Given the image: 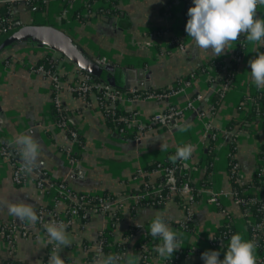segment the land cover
I'll use <instances>...</instances> for the list:
<instances>
[{
  "label": "crops",
  "instance_id": "1",
  "mask_svg": "<svg viewBox=\"0 0 264 264\" xmlns=\"http://www.w3.org/2000/svg\"><path fill=\"white\" fill-rule=\"evenodd\" d=\"M106 5L102 0H48L43 7L37 8V5L29 7L19 1L13 4L11 18L22 23H50L63 29L90 54L113 65V72L117 73V69L121 68L122 87L127 79L136 84L140 80L135 73L127 77L125 70L131 73L142 69L143 80L150 84L146 87L144 85L140 91L177 87L184 76L193 73L188 86L164 98H134L124 90L119 91L120 108L125 111L136 110L142 118L154 112H166L168 107L180 109L179 115L173 119L174 123L145 130L138 140L121 136L105 119L97 100V91H92L83 99L62 90V104L68 117L77 126L81 140V144L73 151L74 155L77 154L79 170L73 172L64 154V148L70 142L68 134L55 125L51 112V81L31 71L28 65L39 63V58L47 53L62 57L57 59V71L63 84L74 80L75 66L59 53L47 51L45 47L25 48L10 54L5 60L4 57L0 58V147L3 142L13 143L18 134L28 132L41 145L39 168L49 178L64 179L66 186L73 192L100 194L102 191L116 193L137 188L142 182L139 170L144 165L152 160L164 159L168 152L184 143L195 145L191 159L186 161L189 173L194 181L206 176L210 186L199 187V194L191 203L186 193L177 201L166 199L160 207L135 205L132 209L129 203L133 201L125 199L122 217L110 227L108 241L112 244L110 247H113V243L121 239L128 227L137 224L143 226L146 222L151 224L154 216L161 214L166 223L182 233V247L174 251L172 256L180 250L186 253L174 264H204L201 253L215 251L208 242L209 237L226 220H230L236 233L249 239V220L231 194L228 165L230 143L227 135H232L235 144L233 156L237 164L230 171L237 175L240 182H245L258 166L264 170V155L261 158L258 156L263 141L261 125L257 124L258 119L255 117L256 122L252 121L248 129L241 126L233 133L225 135V132L232 117L243 116V110L237 111L240 97L256 89L250 80L248 62L257 53L252 51V46L243 35L240 36H243V47L238 49L237 55L234 52L239 40L219 57H212L209 52L196 48L184 29L182 0H117L114 14L99 15L98 10H106ZM256 15L264 19V8L259 9ZM113 18L115 21H112ZM154 29H162L164 34L154 36ZM174 37L182 40L183 50L172 43ZM259 51L262 52V47ZM210 59L224 64L233 59L237 64L233 81L221 93L218 91L221 81L213 82L210 78L213 77L212 69L208 65L204 71L195 73ZM197 95L199 99L195 98ZM186 100H193L192 106L185 107ZM206 125L217 135L211 150L209 169L205 167L203 159L209 145L208 134H203ZM12 150L18 151V148L13 145ZM11 163L10 157L0 153V221L15 218L7 211L9 203L24 201L34 205L35 210L48 205H54L58 211L67 207V200L60 197L54 199V190L47 192L46 189L36 187L33 182L14 184L11 179ZM155 174L147 175L148 179L154 180L149 176ZM214 193L219 204L210 200ZM184 203L190 211L191 221L184 210ZM107 220V213L89 209L84 223L76 220L66 227L72 244L63 247L60 253L65 264H94L99 255L89 259L88 251L92 250L90 246L95 243L99 231L109 227ZM186 220L190 222L188 229L169 222ZM24 223L27 233L24 236L18 233L14 235L13 248L0 234V262L12 259L16 264H42L48 249L44 247L47 245V234L36 223ZM148 227L150 229V225ZM144 233L146 231H137L129 248L121 255L127 252L137 255L134 243ZM83 242H87L86 245ZM158 242L161 243L160 238ZM256 254L260 253L256 251ZM149 264L172 263L166 262L154 251Z\"/></svg>",
  "mask_w": 264,
  "mask_h": 264
},
{
  "label": "trees",
  "instance_id": "2",
  "mask_svg": "<svg viewBox=\"0 0 264 264\" xmlns=\"http://www.w3.org/2000/svg\"><path fill=\"white\" fill-rule=\"evenodd\" d=\"M102 1L106 2L107 4L106 10H108V12L105 10V8H101L97 12L99 15H105V14L110 15L109 13L114 14L116 12L117 10L116 1L117 0H102ZM24 3L28 5L29 7H33V5H31L29 2H24ZM43 6L44 4H38L37 8H41ZM12 8H13V3L4 2L0 4V30H2L1 32L8 29L10 26L9 18L12 15V11H11ZM262 52H264V47H262ZM7 57L8 56H4V60ZM50 58H51V54L47 53L43 55L41 58H39L38 62L44 63L45 66H49L48 63H49ZM207 65L209 66V68L212 69L213 74L212 73L211 74L213 75V77H210V78H212L213 82L222 81L223 77L226 75L228 76V78H230V83L231 81H233L234 74L236 71V65H237L235 60L230 59L224 64L222 63V61H216V60L210 59L205 64L200 66L199 69L195 71V73L204 71ZM122 71L123 70L121 68L117 69V73L116 71L114 72L108 71V77L110 78L109 81L105 79H99V78H96V80L111 85L112 88H114L116 91L124 90L128 92V90L124 89V87H122L120 83ZM189 75L184 76L183 79H188ZM208 82H209V78H208ZM164 90L166 89L156 88V89H148L145 91L136 90V93H140L141 95H143L145 92L156 93V92H162ZM99 101H100L99 102L100 105H103L104 101L102 100H99ZM238 104L239 106L237 108V111L243 110L242 111L243 116L241 118L232 117L229 120L226 126L225 135L228 132H232L236 129H240L241 126L248 129V126L250 123H252V121L253 123L256 122V120L254 121L256 113H260L261 116L264 118V89L258 90L256 88L254 89L252 93L248 92L246 95H243L242 97H240ZM100 108L107 122L110 123V125L113 127V124L110 120V117L107 115L104 106H100ZM121 111L128 112L125 110H121ZM52 116L54 119L55 115H53V112H52ZM257 124L259 125L260 123L257 122ZM260 129H261V133L263 136V141L260 145V152L258 153V156L261 158L264 155V124L263 123H261ZM121 136H130L134 138V132H127L125 135H121ZM78 137L80 138L79 135ZM227 137L229 138L228 140L230 143L229 145L230 155H229L228 165H229V172H230L229 182L231 186V194L234 199H237V203H239L241 210L245 213L246 218L249 220L247 221V230L249 233V240H254L258 245V247L256 248V251H258V253H262V250L264 249V170H262L261 167L258 166V169L253 173V175L248 181L240 182L237 175L233 173L232 171H230V168L232 167V165L236 163L234 156H233V153H234L233 149H234L235 144H234V141L232 140L231 133L228 134ZM208 140H209V145H208L207 151L203 158L205 167L207 169H209V165H210L209 162L211 160V150L213 148L214 138L209 137ZM182 145H179V146H182ZM176 149L168 152L166 157L162 160L150 161L149 163L144 165V167H142L141 170L145 172H149L156 167L157 163H162L164 165L173 166L176 168L175 170H178V168L181 167L179 171H176L175 175H176L177 180L175 184L176 186H179L183 181H186L192 189L191 192L193 194V200H195L199 194L198 192L199 189L202 187H209L210 183L207 180L206 176L205 177L202 176L197 181H194L189 173L188 165L184 166L182 162H179V160H177L175 163L170 161L168 155H171V156L175 155ZM73 156L77 158V154L76 155L73 154ZM149 177L154 178V180L152 179L149 180L148 176L144 175L145 181L147 180L146 186H144L143 183H140V185L137 188H132L129 190H122L116 193H111L108 191H102L100 194H91V193H85L81 191L73 192L78 197L79 201L78 203H76V202H73L72 200H67L68 206L74 205L78 208V213L80 215L79 223L82 224L88 218L89 209L101 210L103 199H106V198H108L109 201L114 202L116 200H124L125 197L129 195H133V194L140 195V194H143V192H145V194L149 195L148 198L139 199L138 201H136L135 204L129 203L130 204L129 207L133 209L135 208V205H147V206L149 205L153 207H160L166 199L173 198L174 200L177 201L178 198H182V195L185 194V192H181V191L180 192L179 191L169 192L167 186L164 184L165 177L161 174L156 173L155 175L149 176ZM52 181H54V184H57L59 182L58 180H52ZM156 188L157 190H155ZM253 188H256L258 194L260 195V197H256L255 200H252L255 196L253 193ZM128 201L131 202L130 200ZM124 203L125 201L122 202V206H124ZM122 206L117 207L116 209L110 208L109 210H105L108 215L107 224L110 227H112L114 224H116V222H118L121 219L122 208H123ZM184 207H185L184 209L185 212H187L189 210L187 207V204L184 203ZM220 208H221V205H220ZM187 216H188V220L191 221L189 219L190 215L188 214ZM188 220L169 221V222L175 226H179V227L182 226L188 229V225L190 224ZM256 223H260V227H255ZM149 225L150 223L146 222L141 227H137V226L128 227L126 231L122 234L121 239L113 243V247H110L112 244L110 243V241H108V238L106 236L102 235L103 230H100L96 238V241L99 240L101 242L100 251L104 255H107L109 253L121 255L127 251V249L129 248L130 242L134 240L133 238L135 237L134 235L136 234L137 231L139 232L146 231V233H144L145 237L140 236V238L137 239L134 243V249L136 250L137 255L141 257V259L139 260V264H145V261L143 259L144 254L140 252L145 244V241H149L150 244L153 246H156L159 243L158 242L159 237H152L149 234L150 232V229L148 227ZM41 229L45 230V228H42V227ZM105 230H107V228ZM0 231L2 232V239L5 242H8L10 240V238L8 237L9 228L7 224H4V222L2 221H0ZM107 232L110 234V229L107 230ZM235 233H236L235 229L233 225L231 224L230 220L228 219L214 231L212 235V237L214 238L208 240V242L214 247V250L220 252L219 259L221 260L223 259L224 251L226 250V245H227V244L220 245V241L225 238H230ZM83 243L84 245H86L87 242H83ZM9 244H10V247L13 248V242L10 241ZM48 247H49V244L47 243V248ZM185 253H186L185 250H180L178 253H176L177 256L176 257L172 256L171 259L168 260V262H171L172 264L178 262V260L182 258L183 255H185ZM88 258L95 259L91 250L88 251ZM5 261L15 262L12 259L4 260L3 262ZM47 261L48 260H47L46 252H45V255L42 260V264H47ZM257 264L259 263L257 262Z\"/></svg>",
  "mask_w": 264,
  "mask_h": 264
},
{
  "label": "clouds",
  "instance_id": "3",
  "mask_svg": "<svg viewBox=\"0 0 264 264\" xmlns=\"http://www.w3.org/2000/svg\"><path fill=\"white\" fill-rule=\"evenodd\" d=\"M192 3L193 6L187 11L189 19L185 31L195 47L209 52L212 57H219L231 49L230 46L236 44L241 35L245 36L252 46V51L257 53L256 57L248 62L251 69L250 80L258 90L264 89V52L259 51L264 47V19L256 15L259 9L264 8V0H192ZM13 145L19 151L20 172L26 177L34 175L40 167L39 141L32 134L25 132L14 138ZM194 151L195 145L184 144L178 146L175 155L169 159L173 163L177 160L188 161ZM7 211L17 220L29 224H35L40 219L34 205L24 201L9 203ZM137 226L141 227L139 224ZM44 228L48 244L53 245L47 264H65L60 253L63 247L72 244L66 225L52 220L44 224ZM149 234L160 238L161 243L155 246L154 251L165 261L170 260L174 251L182 247V233L166 223L161 214L152 219ZM212 238L214 237H209ZM257 247L254 240L245 239L240 233H235L230 237L222 260L219 259V251H205L201 253V259L204 264H257ZM140 259L141 257L131 252L123 256L113 253L104 255L101 252L94 264H139Z\"/></svg>",
  "mask_w": 264,
  "mask_h": 264
},
{
  "label": "built area",
  "instance_id": "4",
  "mask_svg": "<svg viewBox=\"0 0 264 264\" xmlns=\"http://www.w3.org/2000/svg\"><path fill=\"white\" fill-rule=\"evenodd\" d=\"M19 1L23 2H29L31 5H38V4H45L48 0H0V4L4 2L8 3H17ZM183 2V11H184V29L187 20L189 19L187 15V11L189 7L193 6L192 0H182ZM2 30H0L1 33ZM152 34L154 36H162L164 34V31L162 29H154L152 31ZM172 43L177 46L179 50L184 49V44L182 40L179 38H172ZM243 47V38L241 39L240 43L237 45V49L234 52L235 55L238 54L239 50ZM49 50V49H47ZM52 52V51H50ZM56 55V54H55ZM9 56V55H8ZM62 59L60 56H51L48 65L45 66L44 63H36L34 66H29L28 68L36 73H40L46 77H48L51 81V110L53 112L54 117V123L56 126L61 128L62 130L66 131L69 137V145L64 148V154L66 156L67 164L69 168H72L77 164V159L73 156V151L75 148H77L81 144V140L78 137V128L72 122V120L68 117L64 106L61 101L60 93L62 90H66L70 93H74L77 96L85 99L88 94H90L92 91H97V100L98 103L99 100L104 101V106L107 115L110 117V120L113 124L114 130L117 132L118 135H125L127 132H134V139L138 140L140 138V135L145 130H150L155 128L158 125L162 124H168L171 122L175 116L179 115L181 112L180 109H175L173 107H168L166 112H154L150 116L146 118H142L139 115V112L136 110H129L128 112L121 111L122 109L118 105V99L120 97L119 91H116L114 88H112L111 85L98 81L96 78L90 76L89 74L84 73L83 71L79 70L77 67H75V78L71 83L63 84V81L59 75V72L57 71V59ZM65 63H67L65 61ZM224 68V67H222ZM193 77L191 75L188 79L182 80L179 85H189L190 79ZM222 84V85H221ZM221 92H223L225 89H227L230 86V78L228 76H224L221 83ZM181 89V87H171L167 90H164L162 92H145L143 95L140 93H136L135 89L128 90V93L132 95L134 98H144L146 96H153L155 98H164L168 97L171 94L175 93L177 90ZM196 99H199L200 96L197 95L195 97ZM194 100V99H193ZM193 100H186L185 107L192 106ZM212 108V107H210ZM255 117L258 119V122L264 124V118L261 116L260 113H256ZM204 135L208 134L209 137L216 138V133H214L208 125H206V129L204 130ZM177 150V149H176ZM0 153L1 155L5 157H10L12 161V170H11V179L12 182L16 185H21L26 182H33L34 185L41 189H46V191L54 190L55 195L53 196L54 199H57L58 197L65 199V200H72L73 202L79 201L78 197L73 193L72 190H70L66 184L64 183V179L58 180L59 182L57 184H54V181H52L51 178L47 176V173L40 168H38L35 171L34 175L25 176L23 173L20 172L21 167V160L19 156L18 151H13L8 148L7 145H3L0 147ZM179 162H182L184 166H187L186 161L179 160ZM237 164L234 163L232 165V169L236 168ZM181 167L178 168V170H175L176 168L170 165H164L162 163H157L156 167L149 171L145 172L143 170H139L140 175L142 176V182L144 186L147 185V180L145 181L144 175L149 174H161L165 177L164 184L167 186L169 192H175V191H181L187 193L188 201L191 203L193 201V194L192 189L188 185L186 181H183L179 186H176V171H179ZM157 190V188L155 189ZM254 198L252 200H255L256 197H260L257 190L253 191ZM149 195L143 194L140 195H129L125 197V199H128L130 201H133V203H136L141 198H148ZM210 200L219 204V202L216 199V194L214 193L212 197H210ZM237 201V199H235ZM122 200H116L114 202L109 201L108 198L103 199L102 202V209L100 211H103L105 213V210H109L110 208L116 209L117 207L122 206ZM37 215L40 217V219L36 222V224L41 228H44V224L48 223L49 221L55 220L58 222H63L66 227L74 223L76 220L79 221L80 215L78 213V208L74 205H70L63 210L58 211L54 205L51 206H40L36 210ZM186 214H190V211L188 210ZM4 224H7L9 228L8 237L10 240L7 242L9 243L12 241L14 235L17 233L24 236L27 233L26 224L24 222H21L14 219H9L6 221H2ZM255 227H260V223H256ZM110 228V226L108 227ZM103 228V236H106L108 238V232ZM3 230V229H2ZM45 231V230H43ZM46 232V231H45ZM0 234L2 235V232L0 231ZM230 238H225L220 241V245H225L229 243ZM48 243V239H47ZM226 245V248H227ZM53 245L49 244V247L46 251V257L47 260L49 258V254L51 253ZM87 247V246H86ZM92 248V253L94 257L101 254V242L97 240L93 245L90 246ZM153 245L150 244L149 241H145V244L140 251L143 253V259L145 261V264H149V260L151 255L154 252ZM175 257L177 254L174 255ZM257 262L259 264H264V254H256ZM0 264H16L15 262L11 261H5L0 262Z\"/></svg>",
  "mask_w": 264,
  "mask_h": 264
},
{
  "label": "water",
  "instance_id": "5",
  "mask_svg": "<svg viewBox=\"0 0 264 264\" xmlns=\"http://www.w3.org/2000/svg\"><path fill=\"white\" fill-rule=\"evenodd\" d=\"M120 15H122L121 11ZM112 21H115L114 18ZM39 47H45L50 51L59 53L79 70L94 78L105 79L107 81L110 79L108 77V71H113V65L108 64L98 56L90 54L69 33L50 23H22L20 20L14 19L11 26L0 33V58L21 49ZM129 72L130 70H125L127 77L135 73L140 80L136 84L127 79L124 83V89L139 90L143 89L144 85L145 87L149 86V81L143 80V71L141 68L136 69L135 72ZM171 123H174V121L172 120ZM3 145H7L10 151L13 148V143L3 142ZM78 168L79 165L77 164L71 170L78 172Z\"/></svg>",
  "mask_w": 264,
  "mask_h": 264
},
{
  "label": "rangeland",
  "instance_id": "6",
  "mask_svg": "<svg viewBox=\"0 0 264 264\" xmlns=\"http://www.w3.org/2000/svg\"><path fill=\"white\" fill-rule=\"evenodd\" d=\"M11 17H12V15H11L10 18H9V20H10V26H11L12 21L14 20V19L11 18ZM10 26H9V27H10ZM242 38H243V36L240 37V39H239V41H238L239 43H240V41H241ZM239 43H237V44H239ZM47 51H50V50H47ZM191 75H193V73L190 74L189 77H190ZM189 77H188V78H189ZM182 80H186V79H183V78H182L181 81H182ZM221 85H222V84H221ZM221 85H220V87H219V89H218V91H220V93H221V91H222V90H221ZM185 86H187V85H184V86H182V85H177V87H181V89H182L183 87H185ZM175 117H176V116H175ZM76 165H77V164H76ZM73 167H74V166H73ZM78 170H79V168H78ZM124 200H125V199H124ZM124 200H122V201H124ZM105 213H106V211H105ZM106 228H107V230L110 229V228H108V227H106Z\"/></svg>",
  "mask_w": 264,
  "mask_h": 264
}]
</instances>
